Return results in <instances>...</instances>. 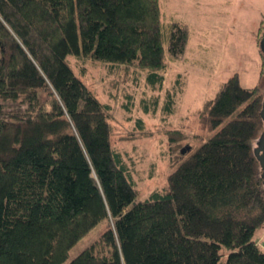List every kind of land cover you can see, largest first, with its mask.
Here are the masks:
<instances>
[{
    "label": "trees",
    "instance_id": "trees-1",
    "mask_svg": "<svg viewBox=\"0 0 264 264\" xmlns=\"http://www.w3.org/2000/svg\"><path fill=\"white\" fill-rule=\"evenodd\" d=\"M160 12L159 0H0V264H64L102 221L101 237L66 264H264L262 81L246 89L229 77L199 111L211 137L138 201L110 140L113 108L68 61L135 67L162 85L190 30L177 19L166 30ZM168 138L177 153L186 137Z\"/></svg>",
    "mask_w": 264,
    "mask_h": 264
},
{
    "label": "rangeland",
    "instance_id": "rangeland-1",
    "mask_svg": "<svg viewBox=\"0 0 264 264\" xmlns=\"http://www.w3.org/2000/svg\"><path fill=\"white\" fill-rule=\"evenodd\" d=\"M159 2L166 30L177 15L175 19L189 25L191 35L185 60L175 61L167 55L162 85L149 86L146 72L135 67L68 59L95 96L113 108L110 140L132 167L138 201L147 199L152 191L167 188L169 175L182 161L177 159L183 154L182 148H190L183 154L190 155L211 137L199 124V111L220 92L224 82L238 74L242 87L255 86L264 61L258 48L264 35V0ZM261 81L264 97V76ZM153 99L157 100L155 110ZM170 100L172 105L167 108ZM143 101L151 104L148 111L141 105ZM139 119L145 128L137 125ZM173 130L182 131L186 137L179 142L177 153L170 148L168 138ZM106 227L107 222L102 221L77 241L64 264L95 243Z\"/></svg>",
    "mask_w": 264,
    "mask_h": 264
},
{
    "label": "water",
    "instance_id": "water-1",
    "mask_svg": "<svg viewBox=\"0 0 264 264\" xmlns=\"http://www.w3.org/2000/svg\"><path fill=\"white\" fill-rule=\"evenodd\" d=\"M261 43V52L264 54V37L262 39ZM264 99V98H263ZM261 116L264 122V101L262 104V109H261ZM256 147L254 148V154L255 156H257L258 161L260 163V167L262 168V175L261 177L263 178V182H264V129L261 132V135L259 137V139L256 142ZM190 151V148H182V153H186Z\"/></svg>",
    "mask_w": 264,
    "mask_h": 264
},
{
    "label": "crops",
    "instance_id": "crops-1",
    "mask_svg": "<svg viewBox=\"0 0 264 264\" xmlns=\"http://www.w3.org/2000/svg\"><path fill=\"white\" fill-rule=\"evenodd\" d=\"M177 16V15H176ZM175 15H174V17H173V19L174 20H176L175 19V17H176ZM177 20H179V21H181V22H183L182 20H180V19H177ZM184 23V22H183ZM185 24V23H184ZM187 25V24H186ZM261 25V24H260ZM188 27H189V25H187ZM260 27V26H259ZM190 29V28H189ZM259 29L260 28H258V30H257V32H258V34H259ZM190 32V31H189ZM257 34V37L259 36ZM190 35V34H189ZM190 37H191V35H190ZM258 48L260 49V47L258 46ZM188 50V49H187ZM186 53H187V51H186ZM262 54V53H261ZM185 57H186V54H185ZM186 59V58H185ZM184 59V60H185ZM262 60H263V54H262ZM263 61L261 62V70H262V68H263ZM261 70H260V73H259V81H258V83L261 81V79H262V77H261ZM238 75V74H237ZM258 83L256 84V85H258ZM255 85V86H256ZM255 86H252V87H255ZM252 87H250V88H252ZM245 88V87H244ZM248 88V87H247ZM246 88V89H247ZM255 145V144H254ZM255 147H256V145H255ZM256 242H257V244H258V246H260L261 248H262V250H264V229L263 230H261L260 232H258L257 234H256Z\"/></svg>",
    "mask_w": 264,
    "mask_h": 264
},
{
    "label": "flooded vegetation",
    "instance_id": "flooded-vegetation-1",
    "mask_svg": "<svg viewBox=\"0 0 264 264\" xmlns=\"http://www.w3.org/2000/svg\"><path fill=\"white\" fill-rule=\"evenodd\" d=\"M263 37H264V35H263L262 38L260 39L259 43L262 41ZM260 46H261V43H260L259 47H260ZM260 50H261V47H260ZM262 54H263V53H262ZM263 56H264V54H263Z\"/></svg>",
    "mask_w": 264,
    "mask_h": 264
}]
</instances>
